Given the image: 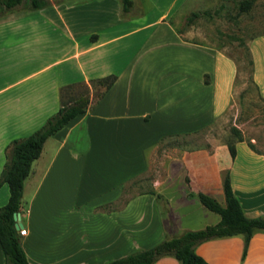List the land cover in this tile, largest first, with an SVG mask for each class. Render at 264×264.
Listing matches in <instances>:
<instances>
[{
	"label": "crops",
	"instance_id": "1",
	"mask_svg": "<svg viewBox=\"0 0 264 264\" xmlns=\"http://www.w3.org/2000/svg\"><path fill=\"white\" fill-rule=\"evenodd\" d=\"M51 1L0 16V171L10 140L58 110L61 86L115 79L100 96L91 87L89 109L49 136L32 162L20 209L30 264L102 263L215 224L219 213L198 192L226 205L227 175L245 215L264 217V147L252 148L239 135L185 149L163 162L150 188L125 196L126 186L149 170L160 141L206 129L230 105L233 57L175 25L174 16L186 19L180 11L191 0H133L127 12L121 0ZM249 47L264 97V34ZM8 196L4 182L0 206ZM243 244L236 234L204 240L195 250L209 264H264L263 230L252 234L242 259ZM154 264L179 261L166 255Z\"/></svg>",
	"mask_w": 264,
	"mask_h": 264
},
{
	"label": "trees",
	"instance_id": "2",
	"mask_svg": "<svg viewBox=\"0 0 264 264\" xmlns=\"http://www.w3.org/2000/svg\"><path fill=\"white\" fill-rule=\"evenodd\" d=\"M255 0H239L238 12L251 8ZM51 0H0V16L14 9L35 10L48 6ZM123 12H127L133 0H121ZM218 12L211 9L194 10L186 16V23L190 24L201 15L209 17ZM237 64L238 59L233 57ZM247 62L250 65L248 79L255 86L253 79V59L249 51ZM115 79L114 74L92 78L90 84L79 81L60 87V106L45 122L28 135L15 137L10 140L5 148V161L0 171V185L7 183L9 196L5 204L0 206V245L4 253V264H30L21 244V234L14 226L13 213L19 211L22 205L24 180L29 174L31 165L43 147L45 140L66 126L79 114L86 112L90 107V88L101 86L95 96L101 95ZM81 85L84 89L77 91ZM94 95V94H93ZM237 135L240 136L238 133ZM241 137V136H240ZM250 147L255 148L253 142L247 140ZM232 157L235 156V147L229 146ZM224 190L227 204L222 205L213 195L203 191L198 192L201 202L209 209L216 211L220 219L215 224H208L198 229H185L178 235L164 238L156 244L137 249L133 252L119 256L102 263L94 264H154L155 261L166 255L175 257L179 264H209L195 247L200 242L216 238L241 234L244 239L242 259L246 254L249 240L256 230L264 231V217H249L245 215L241 204L234 194L230 178L224 180ZM159 195L154 189L150 190Z\"/></svg>",
	"mask_w": 264,
	"mask_h": 264
},
{
	"label": "rangeland",
	"instance_id": "3",
	"mask_svg": "<svg viewBox=\"0 0 264 264\" xmlns=\"http://www.w3.org/2000/svg\"><path fill=\"white\" fill-rule=\"evenodd\" d=\"M238 2L239 0H191L180 12L190 14L194 10L211 9L218 14L212 17L201 15L190 24L180 15L174 16L177 19V29L187 37L215 45L238 59L230 105L223 117L206 129L192 135L167 137L160 141L152 152L151 165L146 174L126 186V197L150 188L151 181L159 174L163 162L180 155L185 149L202 148L228 138L234 139L238 133L258 147H264V97L259 88L248 79L250 65L247 62L251 40L264 34V0H255L250 9L240 13ZM83 89L81 85L77 87V91ZM96 92L97 89L93 91L94 96Z\"/></svg>",
	"mask_w": 264,
	"mask_h": 264
},
{
	"label": "water",
	"instance_id": "4",
	"mask_svg": "<svg viewBox=\"0 0 264 264\" xmlns=\"http://www.w3.org/2000/svg\"><path fill=\"white\" fill-rule=\"evenodd\" d=\"M13 218H14V221H15L14 222V226H15L16 229H19L20 227L23 226V223L21 221V212H20V210L19 211H15L13 213Z\"/></svg>",
	"mask_w": 264,
	"mask_h": 264
},
{
	"label": "built area",
	"instance_id": "5",
	"mask_svg": "<svg viewBox=\"0 0 264 264\" xmlns=\"http://www.w3.org/2000/svg\"><path fill=\"white\" fill-rule=\"evenodd\" d=\"M18 230H19L20 234L26 233V228H24V227H20Z\"/></svg>",
	"mask_w": 264,
	"mask_h": 264
}]
</instances>
